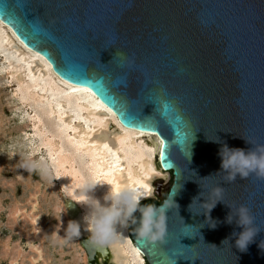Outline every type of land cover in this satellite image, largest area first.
<instances>
[{
  "label": "water",
  "instance_id": "95a60500",
  "mask_svg": "<svg viewBox=\"0 0 264 264\" xmlns=\"http://www.w3.org/2000/svg\"><path fill=\"white\" fill-rule=\"evenodd\" d=\"M0 21L122 125L165 141L160 163L174 180L157 194L163 204L176 192L177 204L166 241L129 226L147 264H264V180L227 182L218 155L223 143H264V0H0ZM217 186L223 202L206 212ZM241 204L261 229L246 251L225 240L241 231L228 206Z\"/></svg>",
  "mask_w": 264,
  "mask_h": 264
},
{
  "label": "bare ground",
  "instance_id": "6f19581e",
  "mask_svg": "<svg viewBox=\"0 0 264 264\" xmlns=\"http://www.w3.org/2000/svg\"><path fill=\"white\" fill-rule=\"evenodd\" d=\"M0 28V41L8 43L13 57L17 56L16 62L19 63L14 65L10 75L35 102L43 103L49 114H57V134L47 138L46 144L51 157L57 156V168L66 179L61 189V200L67 208L68 219L83 223L85 209L69 197L79 191L77 185L86 179L96 178L114 187L125 183L129 186L147 183L151 189L150 197L142 199L141 203L152 199L156 193L157 180L170 176V172L163 170L160 163L162 145L159 137L154 133L122 125L116 114L91 89L60 78L52 65L42 55L24 45L9 26L0 21ZM8 59L11 60L10 57ZM33 123L34 127H41V120L37 117ZM113 153L120 157L119 170ZM78 155L83 156V159L76 165ZM108 187L98 186L96 195L102 196ZM31 217L37 224L39 217ZM120 231L127 247L124 250L109 248L101 252L90 247L87 242L89 233L82 227L81 236L75 240L84 246L87 244L91 250L95 261L92 262L88 254V264H95L96 261L97 264L106 261L111 264H147L143 253L136 248L130 237L129 226ZM39 238L34 235L29 243ZM36 251L34 261L43 258L42 249L37 247Z\"/></svg>",
  "mask_w": 264,
  "mask_h": 264
},
{
  "label": "rangeland",
  "instance_id": "374dc122",
  "mask_svg": "<svg viewBox=\"0 0 264 264\" xmlns=\"http://www.w3.org/2000/svg\"><path fill=\"white\" fill-rule=\"evenodd\" d=\"M13 55L8 43L0 41V264H88V253L80 241L58 243L52 238L55 233L63 236L69 221L66 211H59L66 179L57 168V156L51 157L46 144L47 138L57 134V114H49L43 103L35 102L17 85L10 75L19 64ZM36 117L41 127H34ZM23 159L38 161L41 167L25 171L18 167ZM82 159L76 156V165ZM173 180L172 172L157 180L156 187L162 184L163 199ZM152 199L161 201L157 188ZM31 215L39 217L37 224ZM34 235L40 238L31 244ZM37 247L43 258L34 261Z\"/></svg>",
  "mask_w": 264,
  "mask_h": 264
},
{
  "label": "clouds",
  "instance_id": "9594fccd",
  "mask_svg": "<svg viewBox=\"0 0 264 264\" xmlns=\"http://www.w3.org/2000/svg\"><path fill=\"white\" fill-rule=\"evenodd\" d=\"M118 55L127 60L129 65L134 64V60L126 57L125 54L119 53ZM245 142L251 147H229L227 143H223L219 149V172L224 173V179L229 183L235 182L237 178L244 180L251 176L264 180V143L253 146L249 141L245 140ZM18 167L33 172L41 165L38 161L23 159L18 163ZM103 185L109 187L102 196H97V187ZM77 188L79 191L69 198L85 209L83 223L69 220L64 228L63 236L55 233L52 237L54 241L72 242L81 236V229L84 227L89 233L87 242L92 249L101 252L109 248L124 250L127 243L120 229L130 225H135L136 235L141 240L153 244L166 241L167 213L173 205H177L173 199L176 192H173L163 204L157 206L141 204L142 199L150 197L151 189L147 183L132 186L125 183L123 186L114 187L111 183L105 184L102 180L91 178L77 185ZM223 192L224 188L217 186L209 194L210 197L216 198L215 202L206 199L204 203L199 204L206 209V212H210L218 202H223ZM228 207L231 211L226 217V222L231 224L235 221L241 231H233L231 236L225 240L230 242L232 237H235L234 246L240 251H246L260 234V226L255 223V217L248 206L241 204L235 208ZM59 211L64 214L67 208L61 205ZM137 212L140 213L139 217L135 215ZM215 226V224L212 225V227Z\"/></svg>",
  "mask_w": 264,
  "mask_h": 264
},
{
  "label": "snow or ice",
  "instance_id": "6c2138e0",
  "mask_svg": "<svg viewBox=\"0 0 264 264\" xmlns=\"http://www.w3.org/2000/svg\"><path fill=\"white\" fill-rule=\"evenodd\" d=\"M83 91H87V89H83ZM161 145H162V147H161L160 155L163 156L165 154V147H164L165 141L164 140H161ZM104 147L107 148L108 146L104 145ZM109 151H111V150H109ZM112 155H113V157L115 159V162H116V165H117V170H119L118 169V165H119L120 157L116 153H113Z\"/></svg>",
  "mask_w": 264,
  "mask_h": 264
},
{
  "label": "trees",
  "instance_id": "16d2710c",
  "mask_svg": "<svg viewBox=\"0 0 264 264\" xmlns=\"http://www.w3.org/2000/svg\"><path fill=\"white\" fill-rule=\"evenodd\" d=\"M145 203H147V204L159 205V204L162 203V201H157V200H155V199H150V200L145 201Z\"/></svg>",
  "mask_w": 264,
  "mask_h": 264
},
{
  "label": "flooded vegetation",
  "instance_id": "af4514ba",
  "mask_svg": "<svg viewBox=\"0 0 264 264\" xmlns=\"http://www.w3.org/2000/svg\"><path fill=\"white\" fill-rule=\"evenodd\" d=\"M105 263H107V261L105 262ZM110 263V262H109ZM95 264H97V261H96V263ZM111 264V263H110Z\"/></svg>",
  "mask_w": 264,
  "mask_h": 264
}]
</instances>
